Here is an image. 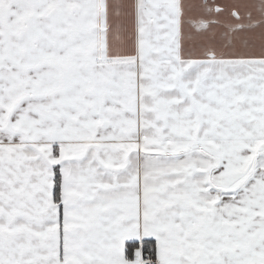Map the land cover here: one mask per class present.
<instances>
[{
  "label": "snow or ice",
  "instance_id": "obj_1",
  "mask_svg": "<svg viewBox=\"0 0 264 264\" xmlns=\"http://www.w3.org/2000/svg\"><path fill=\"white\" fill-rule=\"evenodd\" d=\"M0 264H264V0H0Z\"/></svg>",
  "mask_w": 264,
  "mask_h": 264
}]
</instances>
